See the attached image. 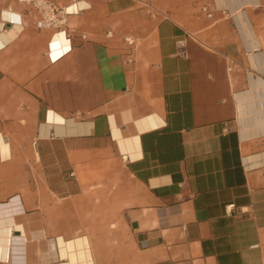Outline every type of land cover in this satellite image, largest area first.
Instances as JSON below:
<instances>
[{"label": "crops", "instance_id": "crops-1", "mask_svg": "<svg viewBox=\"0 0 264 264\" xmlns=\"http://www.w3.org/2000/svg\"><path fill=\"white\" fill-rule=\"evenodd\" d=\"M33 1L0 0V264H264V0H79L53 54Z\"/></svg>", "mask_w": 264, "mask_h": 264}, {"label": "built area", "instance_id": "built-area-1", "mask_svg": "<svg viewBox=\"0 0 264 264\" xmlns=\"http://www.w3.org/2000/svg\"><path fill=\"white\" fill-rule=\"evenodd\" d=\"M145 5H147L146 2H143ZM82 2L79 0H70V4L67 6H59L54 2L50 1H44V0H35L33 1L34 10L36 12L35 17V27L39 31L43 32H50L52 33V40L49 46V53L53 54L54 48H53V41L54 38L60 34L65 33L67 44L63 45L67 52H70L72 49L71 41L72 36L69 35L66 31L67 26V20L68 17L78 15L85 10H87V7L81 6ZM72 6H78V8L71 12L69 9ZM202 11L207 13L208 17L212 16V13L209 12V6L203 5ZM107 38H114L115 34L112 31H108L106 34ZM83 39H86V36H82ZM123 41L126 45V58L128 63H133L135 60V54H136V48H137V40L136 38L132 36H127L123 38ZM61 52V55L65 54V51H62V49H58V52Z\"/></svg>", "mask_w": 264, "mask_h": 264}, {"label": "bare ground", "instance_id": "bare-ground-1", "mask_svg": "<svg viewBox=\"0 0 264 264\" xmlns=\"http://www.w3.org/2000/svg\"><path fill=\"white\" fill-rule=\"evenodd\" d=\"M69 11H70V9H69ZM65 44H67V41H66L65 33L63 32V33L58 34L54 38L53 48H57L60 45H65ZM60 53H61L60 51L57 52V54H55L54 57H57L58 55H60ZM12 204H14V201L12 203H10L9 205L1 207L3 209V212H4V217L0 219V258H2V259H5L6 251L9 249V247L15 248V245L17 244V241L10 234L11 233V227H12L13 223L24 222L28 219V218H23V217H20L18 215H15L14 214L15 207L13 208ZM1 213L2 212H0V216H1ZM25 217H27V216H25ZM30 237H31L30 239H32V240H38L37 237H40V235L34 234V238H33L32 234H30ZM28 239H29L28 237L23 238V240H25V241H27ZM39 242L40 241L38 240V243ZM41 249L43 250V245L41 248L39 246L37 247L38 254H40V252L42 251ZM23 250H25V249H23ZM29 250H33V248H31ZM34 250H35V248H34ZM87 252H88V250H86V248H84V246H83L82 251L80 250V254H79L80 260H79L78 264H91L90 263L91 261L90 262L88 261L90 255H88ZM13 257H14V259L16 258V256H13ZM10 259H12V256L10 257Z\"/></svg>", "mask_w": 264, "mask_h": 264}]
</instances>
